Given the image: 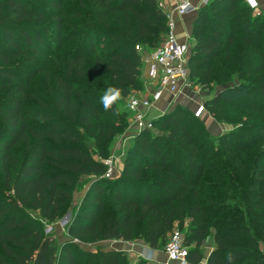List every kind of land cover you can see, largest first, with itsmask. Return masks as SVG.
I'll return each mask as SVG.
<instances>
[{
  "label": "trees",
  "instance_id": "trees-1",
  "mask_svg": "<svg viewBox=\"0 0 264 264\" xmlns=\"http://www.w3.org/2000/svg\"><path fill=\"white\" fill-rule=\"evenodd\" d=\"M65 1L0 0V264H34L43 244L56 264H128L124 251L78 243L142 237L159 249L189 218L184 236L195 262L264 264V167H254L264 158L254 150L264 143V8L254 15L246 0H210L193 23L190 78L220 86L205 107L236 127L215 137L202 117L178 105L154 120L161 134L133 136L114 178L104 176V160L124 122L120 108L129 115L128 99L142 82L136 45L161 46L167 13L161 0H78L72 12ZM66 13L75 19L64 20ZM49 19L58 38L66 31V40L77 39L50 65L53 73L33 67L47 52ZM43 69L51 84L36 109H24L23 93ZM108 86L122 89V99L105 111L100 97ZM84 175L90 186L68 221L71 239L58 249L44 221L65 219ZM210 235L215 245L205 257Z\"/></svg>",
  "mask_w": 264,
  "mask_h": 264
},
{
  "label": "rangeland",
  "instance_id": "rangeland-1",
  "mask_svg": "<svg viewBox=\"0 0 264 264\" xmlns=\"http://www.w3.org/2000/svg\"><path fill=\"white\" fill-rule=\"evenodd\" d=\"M209 1L210 0H207L206 3H209ZM258 1L261 4V9L259 11L254 10L253 11L254 15L261 14L262 9L264 8V0H258ZM65 2L67 4L65 5V7H63V9L64 11L67 12H72L78 5V0H66ZM40 4L43 5L46 9L47 8L50 9L51 11L53 9L50 5V2L48 1H41ZM63 18L66 21H72L75 19V17L70 13H66L65 15H63ZM49 22H51L49 25L50 30H48L49 32L47 34L46 33L44 34L46 40H48L46 44V49L47 52L49 49V53L47 54V52H45L37 56L36 62L33 67L35 68V71H37L40 67H44L46 69H49L53 73L55 69H50L49 68L50 65L53 62H55L56 58L59 57L65 49L73 48V46H71L70 43L73 42L75 43L77 39L75 38L76 40H70V41L66 40L68 39V35L66 31H64L62 36L58 38L53 32L55 28V22L52 19H49ZM65 29L69 30V27L65 26ZM97 39H100V37L97 36ZM61 40H65V43L68 42V44L60 49L58 47L60 46L59 44H61L60 43ZM158 47H156V49ZM191 49H192V39L189 40V45L187 47L189 55L191 54ZM239 53H240V43L236 42V45L232 49V55L235 57L234 58L235 60L237 59ZM222 56L223 54L218 59L220 60ZM85 59L86 60H85L84 68L89 70L92 67V62H93L92 54L91 53L87 54ZM233 63H235V61H233ZM140 73H141L142 82L137 88L133 89V91L138 94L147 92L151 88L150 83L147 80V65L145 64V62L144 65L142 66ZM196 81H197V77L194 78L191 77L189 79V83H188L189 85L186 87L183 96L177 97L175 100H173L171 104L168 103L165 110L168 111L178 105H181L193 111L198 104H202V103L205 104V101L208 100V98L211 97L213 94H215L218 89H220L219 85L212 84L211 87H205L202 84H198ZM236 82L237 81L233 83L235 84ZM233 83L231 85H233ZM48 84H51V82H46V75L44 69L41 71L39 70L34 76H32L30 88L28 89V92L23 93V95L26 97V100L24 101L25 103L24 109L31 107H35L36 109L38 107L39 105L38 99L39 97H42L45 88ZM157 113H159L157 109L155 108L151 109L150 116L154 118V116ZM120 114L123 117L124 122L120 125V129L118 130L117 135L113 138L112 146L107 156V158H113L115 162V172L114 175L112 176L114 178L121 175L120 170L122 168V160L124 159L127 150L132 146L133 136L136 135L134 131L131 130L130 128V115L126 114L125 107L120 108ZM202 119L204 122L203 124L208 127V129L211 131L212 134L215 135V137L219 136L220 134H224L228 132L229 129L232 127H236V124L234 123H228L223 120H219L218 118L213 116L212 113L209 112L207 109L205 114L202 116ZM195 123L199 124L198 121H196ZM191 124L194 125V121L191 122ZM153 131H155V133L157 134L162 133V131L157 128H154ZM254 150H257L256 151L257 153L259 151L260 152L263 151L264 153V143L258 144L256 148H254ZM95 157L97 159H101L98 155ZM254 167H264V158L261 159L257 165H254ZM90 180H91L90 177L87 175L81 177L80 182L74 193L73 202L68 206V209L65 213L64 216L65 219H60L57 222L51 224L45 223L44 221V233L46 236H52V235L56 236L58 249H60L63 243L71 239L67 232V224L68 221L73 216L74 206L80 202L83 193H85L87 188L90 186L91 183ZM204 180L213 181L208 178H204ZM37 215H39V213H37ZM190 223H191V219L189 218L185 220L183 225H180L179 223H177L176 225L182 229L183 233H185ZM168 239L169 237L167 238V240H165V242L159 249H152L142 237H138L133 241L106 240L98 243L79 242L78 244L80 248L87 251H96L100 248L104 250L124 251L129 259L128 264H138L141 260H147L148 262L155 264V262L151 261L150 258L151 257L153 258L154 253L159 252L163 249ZM214 245L215 244L213 242L212 235L208 236L204 240L201 250L203 251L205 257H208L210 252L213 250ZM260 247L263 248L264 243H261Z\"/></svg>",
  "mask_w": 264,
  "mask_h": 264
},
{
  "label": "built area",
  "instance_id": "built-area-1",
  "mask_svg": "<svg viewBox=\"0 0 264 264\" xmlns=\"http://www.w3.org/2000/svg\"><path fill=\"white\" fill-rule=\"evenodd\" d=\"M248 3V0H246ZM253 10H260L261 4L257 0ZM162 6V3H161ZM192 8L191 0H176L173 11H166L168 32L164 42L154 51H147L141 45H136V49L143 54V60L148 66L147 80L151 88L144 93H133L127 102V110L130 115V128L135 134L147 129L154 128V118L150 116L151 109L155 108L159 102L167 95L171 96L169 103L177 97L183 96L186 87L189 85V54L188 44L183 42L176 32V19L178 16L186 15ZM205 104H198L193 110L195 117H202L205 112ZM107 170L105 177H112L115 172V162L113 158L104 160ZM189 245L183 231L177 226L173 230L170 238L164 245L162 251L165 254L164 260L151 261L155 264H206V260L200 263L191 259Z\"/></svg>",
  "mask_w": 264,
  "mask_h": 264
},
{
  "label": "crops",
  "instance_id": "crops-1",
  "mask_svg": "<svg viewBox=\"0 0 264 264\" xmlns=\"http://www.w3.org/2000/svg\"><path fill=\"white\" fill-rule=\"evenodd\" d=\"M191 1H192V8L186 15L178 16L177 14H174L177 23L176 32L178 33L180 39L183 42H187L188 45H189V40L192 39L193 23L196 17L198 16L200 9L206 4L207 0H191ZM161 3L165 11H173L176 5V0H161ZM147 72H148V66H147ZM170 100H171V96L167 95L164 100H162L157 104L155 109H157L159 113H157L154 116V119H157L166 112L165 108L167 107ZM84 194L85 193H83V195ZM153 259L155 261L164 260L165 254L163 253L162 250L156 252L153 255Z\"/></svg>",
  "mask_w": 264,
  "mask_h": 264
},
{
  "label": "clouds",
  "instance_id": "clouds-1",
  "mask_svg": "<svg viewBox=\"0 0 264 264\" xmlns=\"http://www.w3.org/2000/svg\"><path fill=\"white\" fill-rule=\"evenodd\" d=\"M257 0H248V3L255 8ZM122 99V89L108 86L100 97V103L103 105L104 110L112 109L113 105L117 104ZM233 256L231 253L228 255V260L231 262Z\"/></svg>",
  "mask_w": 264,
  "mask_h": 264
},
{
  "label": "water",
  "instance_id": "water-1",
  "mask_svg": "<svg viewBox=\"0 0 264 264\" xmlns=\"http://www.w3.org/2000/svg\"><path fill=\"white\" fill-rule=\"evenodd\" d=\"M55 237L56 236H52L49 240H52ZM34 264H56L54 256H50L49 258L46 256V249L44 247V244L42 245L40 251L37 253Z\"/></svg>",
  "mask_w": 264,
  "mask_h": 264
}]
</instances>
